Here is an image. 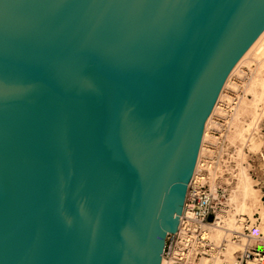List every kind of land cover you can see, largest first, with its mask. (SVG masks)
Returning a JSON list of instances; mask_svg holds the SVG:
<instances>
[{
  "label": "water",
  "instance_id": "95a60500",
  "mask_svg": "<svg viewBox=\"0 0 264 264\" xmlns=\"http://www.w3.org/2000/svg\"><path fill=\"white\" fill-rule=\"evenodd\" d=\"M263 31L264 0H0V264H161Z\"/></svg>",
  "mask_w": 264,
  "mask_h": 264
},
{
  "label": "rangeland",
  "instance_id": "374dc122",
  "mask_svg": "<svg viewBox=\"0 0 264 264\" xmlns=\"http://www.w3.org/2000/svg\"><path fill=\"white\" fill-rule=\"evenodd\" d=\"M241 70L233 77L222 110L217 112L209 127L202 163V173L207 178V187L214 190L218 211L225 210L230 217L245 216L251 220L247 225L254 223L251 232H247L250 238L240 244L237 257L248 244L264 249V104L261 103L258 120H255L252 105L236 116L238 109L243 108L241 99L246 96L250 103L254 102V96L246 94V87L256 75L263 76L264 71L256 72V62L243 65ZM243 175L251 186L247 195L243 191ZM224 257L222 259L226 260Z\"/></svg>",
  "mask_w": 264,
  "mask_h": 264
},
{
  "label": "bare ground",
  "instance_id": "6f19581e",
  "mask_svg": "<svg viewBox=\"0 0 264 264\" xmlns=\"http://www.w3.org/2000/svg\"><path fill=\"white\" fill-rule=\"evenodd\" d=\"M252 62L257 63V71H256L257 73L264 71V31L260 34V36L256 39V41L245 52V54L241 57V59L237 62V64L232 69L231 73L229 74L227 80L225 81V84L218 96L217 102L205 123L202 142H201V146H200L199 153H198L195 171L193 174V180L196 182L197 185L207 187V178L203 176L204 173H202V168L204 166L202 165V163H203V158H204V152L206 149L207 139L209 137L208 131L212 123V120L215 118L217 112L222 110L221 109L222 102H223V99L226 98L225 93L227 92L235 74L240 73V71H242L241 69L243 65L251 64ZM248 93L254 96V99H253L254 102L250 103L248 99L246 98V96L243 99H241V104L243 105L242 106L243 108L238 109L236 116L238 117L239 115H242L245 109H247V107L252 105L255 111L253 112L255 120L256 119L258 120L259 116L261 115L259 113L261 103L264 104V75L263 76L256 75L254 79L250 81L249 85L246 87V94ZM242 177L245 181L243 191H244V194L247 195L251 186L248 180L245 178V176L243 175ZM209 190L211 192L213 200L215 201L216 198H215L214 190L210 188ZM234 200L235 198L232 199V201ZM229 217H230V213H228L227 211L225 210L218 211L216 223L205 225L203 229V237L208 242L206 244H208L212 249L207 251L208 256L202 257L201 261L204 264H227L229 262L230 264H239L237 260V254L239 252L237 250L238 248H241L240 244L244 243V239L247 240L248 238H250V234L248 235L245 230L246 228H248L251 232V230L253 229L254 223L247 225L246 222L249 219L245 218V216L238 215V217H235V216L233 217L231 216L230 218ZM249 222H251V220H249ZM228 236H229V239H227ZM248 246L249 244L246 246L245 250L247 249ZM176 255H178V251L176 252ZM224 256H226V260L222 259V258H225ZM249 262L250 260L248 261V264H253V262L251 263ZM254 262L258 264H263L257 260H254ZM161 264H168V261L164 257H162Z\"/></svg>",
  "mask_w": 264,
  "mask_h": 264
},
{
  "label": "built area",
  "instance_id": "2783aa9c",
  "mask_svg": "<svg viewBox=\"0 0 264 264\" xmlns=\"http://www.w3.org/2000/svg\"><path fill=\"white\" fill-rule=\"evenodd\" d=\"M217 212L218 205L213 200L209 188L197 185L192 178L178 231L169 234L166 239L163 257L168 264H204L201 259L208 256L207 251L212 248L206 244L208 242L203 237V229L206 224L216 223ZM245 231L250 232L248 228ZM237 260L239 264H248L249 260L264 263V249L250 244L238 255Z\"/></svg>",
  "mask_w": 264,
  "mask_h": 264
}]
</instances>
